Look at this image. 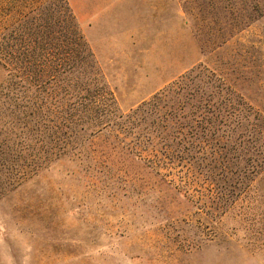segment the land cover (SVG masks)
<instances>
[{"label":"rangeland","instance_id":"374dc122","mask_svg":"<svg viewBox=\"0 0 264 264\" xmlns=\"http://www.w3.org/2000/svg\"><path fill=\"white\" fill-rule=\"evenodd\" d=\"M42 1L0 0V12L10 6L17 19ZM68 1L94 52V89L105 84L116 115L187 75L200 88L221 85L223 107H253L252 124L264 118V0ZM254 132L247 155L261 165L264 132ZM256 168L253 181L207 182L186 195L100 134L83 156L8 178L0 264H264Z\"/></svg>","mask_w":264,"mask_h":264},{"label":"trees","instance_id":"16d2710c","mask_svg":"<svg viewBox=\"0 0 264 264\" xmlns=\"http://www.w3.org/2000/svg\"><path fill=\"white\" fill-rule=\"evenodd\" d=\"M7 11L0 12V190H11L8 178L87 154L100 134L186 195L207 182L253 181L259 166L264 172V161L247 155L264 118L252 124L250 105L218 104L221 85L200 88L185 75L116 115L105 84L94 89V52L68 0H44L17 19Z\"/></svg>","mask_w":264,"mask_h":264}]
</instances>
